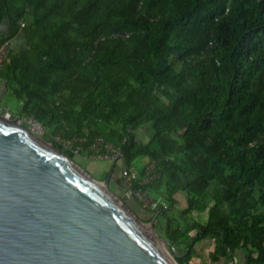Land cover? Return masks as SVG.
<instances>
[{"label":"trees","instance_id":"1","mask_svg":"<svg viewBox=\"0 0 264 264\" xmlns=\"http://www.w3.org/2000/svg\"><path fill=\"white\" fill-rule=\"evenodd\" d=\"M6 39L0 77L26 115L83 137L81 154L102 136L123 147L122 167L136 145L154 160L142 187L165 189L151 210L180 264L205 238L213 260L264 263V0H0ZM180 192L206 220L172 224Z\"/></svg>","mask_w":264,"mask_h":264},{"label":"water","instance_id":"2","mask_svg":"<svg viewBox=\"0 0 264 264\" xmlns=\"http://www.w3.org/2000/svg\"><path fill=\"white\" fill-rule=\"evenodd\" d=\"M84 167L0 113V264H180L174 244ZM155 216V217H154Z\"/></svg>","mask_w":264,"mask_h":264},{"label":"rangeland","instance_id":"3","mask_svg":"<svg viewBox=\"0 0 264 264\" xmlns=\"http://www.w3.org/2000/svg\"><path fill=\"white\" fill-rule=\"evenodd\" d=\"M1 88V86H0ZM163 98V97H162ZM165 99V98H164ZM3 106H9L12 111V118L22 117L26 118V120L22 121V125L29 128L33 133L37 134L38 136L44 138L47 141H50L52 139L54 145L56 148L64 152L68 157H70L72 160L77 162L79 165L84 167L88 172H90L95 178L102 180L108 173L111 165L113 164V161L115 160H109V159H100L95 156H90V153L81 154L77 151V145L73 143L72 141H68V138L63 137L59 132L53 133V124H44L42 121L41 126L37 128L30 122L28 119L29 115H26L25 112L22 110V102H18L16 98L7 92L3 94L0 90V107ZM121 125H119V129H121ZM90 130L88 131V133ZM142 138L146 142L150 139L152 132L149 130L142 131ZM138 146H134L132 148V153L134 154V157L132 158V164L136 166L139 170L146 164H149L151 159L147 155H140L136 153ZM125 164V163H124ZM123 164V165H124ZM122 167V160L118 159L115 166V172L119 174L121 172ZM214 184H212L209 187V191L213 187ZM121 187H124L123 184H121ZM111 190L116 194L120 195L123 201L137 214V216L143 220V221H150L152 216L155 214L156 219L154 222V230L157 235L168 238L167 236V221L166 218L159 216L157 213L152 211L147 206H144L140 200H138L134 195L126 193V190L123 192L117 191L116 188H114V185L110 186ZM148 194L153 197L154 199L165 201L167 198L165 189H163V186H152L147 188ZM180 202L177 203L174 207H171L168 210V213L170 216H172L174 219L172 221V224L175 226L177 223L181 226V228H187L189 227L193 222L195 221H204L206 219L208 208L203 210L193 209L186 211V208L188 206L187 203V194L185 192H180ZM208 198H210V195H207ZM166 202V201H165ZM212 203V201H210ZM154 216V217H155ZM197 231L196 228H191L189 233L195 234ZM179 248H184L185 245L183 242L178 243ZM186 262L189 264H204L205 261L199 257L197 254L192 253L191 257L186 259Z\"/></svg>","mask_w":264,"mask_h":264},{"label":"built area","instance_id":"4","mask_svg":"<svg viewBox=\"0 0 264 264\" xmlns=\"http://www.w3.org/2000/svg\"><path fill=\"white\" fill-rule=\"evenodd\" d=\"M11 44L12 39H6L0 43V69L3 67L8 56ZM0 113L7 118H12V111L9 106L0 107ZM15 119L20 124L22 121L26 120V118L18 116ZM28 119L37 128L41 126V122L35 116L29 115ZM83 139V137L76 136L73 139H68V141L75 143L77 145V151L80 152L82 145L77 141ZM126 139L127 137L125 136L123 141ZM90 147L91 150H93L90 156H95L100 159L117 160L124 155V150L121 145H117L102 136H97ZM157 176L158 173L154 160H151L149 164L145 165L144 173L142 175L140 174V170L132 163H125L121 169V182L126 193L134 195L144 206H147L152 210H157L161 204L167 206L165 201L154 199L148 194L147 189L142 187L144 184L151 182Z\"/></svg>","mask_w":264,"mask_h":264},{"label":"crops","instance_id":"5","mask_svg":"<svg viewBox=\"0 0 264 264\" xmlns=\"http://www.w3.org/2000/svg\"><path fill=\"white\" fill-rule=\"evenodd\" d=\"M3 28L6 27V24L4 23L2 25ZM13 43L15 45H20V41L17 39L13 40ZM4 80L0 77V90L3 94H5V89H4ZM180 193L176 195L178 203L180 202ZM208 216V213H207ZM206 216V219H207ZM205 219V220H206ZM215 249V239L212 238H205L199 241L196 246H195V254H197L199 257H201L205 263L204 264H224L226 260L224 258H221L220 260H213L212 259V253L214 252ZM228 263L234 262L235 264H262V263H248L245 260V255L243 252H237L232 258H230ZM264 264V263H263Z\"/></svg>","mask_w":264,"mask_h":264}]
</instances>
